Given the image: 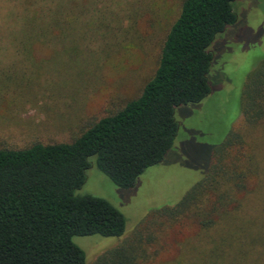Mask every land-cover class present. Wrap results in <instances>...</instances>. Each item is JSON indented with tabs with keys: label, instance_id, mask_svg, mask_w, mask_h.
Listing matches in <instances>:
<instances>
[{
	"label": "trees",
	"instance_id": "obj_1",
	"mask_svg": "<svg viewBox=\"0 0 264 264\" xmlns=\"http://www.w3.org/2000/svg\"><path fill=\"white\" fill-rule=\"evenodd\" d=\"M84 1L3 0L0 110L14 93L32 103L75 89L74 81L87 68L80 58L87 30L94 20L107 18L92 7L96 0L89 8ZM236 1L181 0L153 72L135 96L81 121L67 140L0 147V264H85L74 237L123 235L125 219L115 207L76 192L93 166L116 187L129 189L145 169L163 160L179 131L175 110L210 93V47L236 23ZM74 20H81L78 36ZM130 30L135 27L124 33ZM58 52L63 63L51 67V55ZM4 53L18 63L5 64ZM115 57L107 56L99 67ZM35 61L48 67L12 77L15 69L26 75ZM240 107L241 127L213 149L204 177L176 204L152 209L145 217V224L166 227L161 239L177 240L176 254L159 264H264V59L248 75ZM160 252L149 255L132 239L94 264H155Z\"/></svg>",
	"mask_w": 264,
	"mask_h": 264
},
{
	"label": "rangeland",
	"instance_id": "obj_2",
	"mask_svg": "<svg viewBox=\"0 0 264 264\" xmlns=\"http://www.w3.org/2000/svg\"><path fill=\"white\" fill-rule=\"evenodd\" d=\"M94 1L86 0L82 6L89 8ZM132 1L137 5H131ZM180 1L96 0L92 7L101 9L107 18L94 20L92 28L87 30L82 57L79 56H84L87 61L84 68H87L83 69L82 78L74 81L78 85L62 95L39 96L32 103L24 102L26 98L15 93L8 95L10 103L5 102L0 110V147L21 148L35 141L67 140L81 121L99 117L105 110L135 96L153 72L162 40L177 15ZM3 5L0 0V16ZM233 8L238 16L236 23L217 36L210 47L213 53L208 75L210 93L200 103L175 110L179 131L163 160L145 169L129 189L116 187L95 166L87 171L86 181L77 195L108 201L123 215L125 231L120 237H74L73 243L85 254V264H94L107 250L132 239L138 240L149 255L161 251L155 264L176 254V238L161 239L166 227L160 228L153 222L145 224V217L152 209L176 204L204 177L213 149L231 131L241 127V93L248 75L264 59V0H237ZM134 14L137 20L130 19ZM81 25V20L72 22L73 35L80 34ZM132 25L135 31L124 33ZM129 45L134 48L126 50ZM122 49L125 50L122 52ZM108 54L117 57L100 68ZM2 55L5 64L18 63L11 53ZM51 56L49 63L43 62L51 67L63 63L62 53ZM38 62L29 65L26 75L15 69L12 77L32 76L43 72L40 71L43 68L46 70L48 64L41 66ZM154 221L160 222V219L154 218ZM167 245L169 248L165 251Z\"/></svg>",
	"mask_w": 264,
	"mask_h": 264
}]
</instances>
